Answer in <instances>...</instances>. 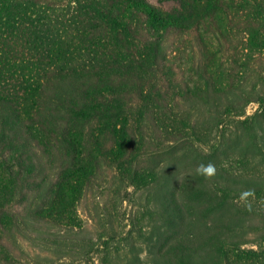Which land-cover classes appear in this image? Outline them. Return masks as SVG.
Listing matches in <instances>:
<instances>
[{"label": "trees", "instance_id": "16d2710c", "mask_svg": "<svg viewBox=\"0 0 264 264\" xmlns=\"http://www.w3.org/2000/svg\"><path fill=\"white\" fill-rule=\"evenodd\" d=\"M160 1L178 6L0 0V264H38V240L46 264H264V77L243 86L264 0ZM233 137L243 151L219 159ZM90 196L100 227L79 240Z\"/></svg>", "mask_w": 264, "mask_h": 264}, {"label": "rangeland", "instance_id": "374dc122", "mask_svg": "<svg viewBox=\"0 0 264 264\" xmlns=\"http://www.w3.org/2000/svg\"><path fill=\"white\" fill-rule=\"evenodd\" d=\"M148 3H150L152 6L156 7V8H161L163 10L166 11H170L173 8L177 7L178 5L173 3V2H161L160 0H147ZM239 39V42H238ZM242 39V36H239V38L237 37H233V41L234 43H229L226 48H223L222 53L224 54V57L226 58V53L225 50H233L236 49V45L239 46V52L241 53L242 51V45L240 44V41ZM185 46V44H184ZM184 49V47H183ZM182 49V50H183ZM246 52V50H245ZM229 54L231 52H228ZM248 55L250 56V60H249V66L246 69V72H248V74L246 75V79H248V83L244 82L243 86H247V88L252 87V84L256 81V78H253V73H259V76L264 77V58L261 57V55L259 54H255L256 52H251L250 50H248ZM186 56V57H185ZM187 56H189V53L186 51L185 54H183V62L185 60V58H187ZM226 63V62H225ZM231 65L229 63H226V66L224 69H228ZM230 69V68H229ZM227 71V70H226ZM238 71V70H235ZM234 74H237L236 72H233ZM253 78V79H252ZM258 81V80H257ZM262 87H264V85L262 84ZM260 105L256 102H251L247 105L246 110H245V116L249 117V116H253L259 109ZM253 126L256 128L257 132L259 133V137H263L262 139H264V116L262 117H258L257 119L254 120V122L252 123ZM262 131V132H261ZM246 135L245 138L246 139ZM233 141L228 142V144L226 145L225 150H223V152L219 155V159H230L236 155H239L242 151H243V145H244V140L243 142H239V140L235 137H233L232 139ZM185 161H182L180 164H177L178 168H179V175H183L184 172L188 171L190 169V167H186ZM177 170V168H176ZM255 171L257 172V177L258 179L264 183V159L261 158V164L259 167V171L258 168L255 169ZM146 191V190H145ZM141 192L139 194V199L137 200L138 203L140 204V209L138 210V212L140 211L141 213H144L147 211V209H150V207L153 209L152 207V203L148 202L145 203L144 198L146 197V193ZM91 198H93L92 196L88 197L79 207V213L81 218H83L85 220V230L83 229V232L80 233V235H78V239L79 240H84V238H89L91 237V235L95 234L96 232L99 231V227L98 223L96 220H94L93 222L89 221L90 217H93L95 214V204L96 203H92ZM89 199V200H88ZM260 204H263L264 206V194H262L261 198H260ZM127 204H124V208H127L128 211H130V209L127 207ZM112 207V206H110ZM134 208H138V204L135 205ZM147 216H145V221H148ZM127 224V223H126ZM125 224V226H126ZM89 226V227H88ZM130 227L127 226L124 228V231H129ZM136 231L138 232H134L135 237L137 238L138 242H142L143 240H141V236L139 237L140 231H139V227L136 228ZM47 232L46 231V227H43L40 231L39 234H43ZM50 232H52L50 230ZM142 233H145L144 230H142ZM248 235H253L252 230L248 229L247 230ZM68 239L75 241V237H69ZM144 243V242H142ZM26 248L31 252L32 254V258L34 260H36L38 262V264H46L45 259H52L53 258V253L55 251V246H51L50 250L47 248L48 246L44 244V242L42 240H38L36 241H29L25 243ZM250 247V246H248ZM140 249H142V251H139L140 253L143 254V261L144 262H150L149 259H152V257H149L147 259V254L146 251H144V246L143 248L139 247ZM138 248V249H139ZM36 262V263H37ZM85 264V263H82Z\"/></svg>", "mask_w": 264, "mask_h": 264}, {"label": "clouds", "instance_id": "9594fccd", "mask_svg": "<svg viewBox=\"0 0 264 264\" xmlns=\"http://www.w3.org/2000/svg\"><path fill=\"white\" fill-rule=\"evenodd\" d=\"M197 174L204 176L205 178H212L216 174V166L212 162H209L207 164L201 163L197 169ZM251 194L250 192L245 193L244 195L247 196Z\"/></svg>", "mask_w": 264, "mask_h": 264}]
</instances>
